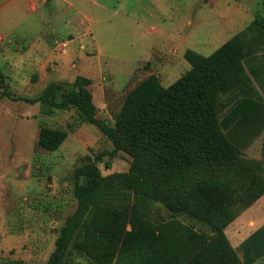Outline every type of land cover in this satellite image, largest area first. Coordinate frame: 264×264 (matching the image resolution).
Returning a JSON list of instances; mask_svg holds the SVG:
<instances>
[{
    "label": "trees",
    "instance_id": "16d2710c",
    "mask_svg": "<svg viewBox=\"0 0 264 264\" xmlns=\"http://www.w3.org/2000/svg\"><path fill=\"white\" fill-rule=\"evenodd\" d=\"M253 24L264 28V18ZM247 35L234 34L209 55L185 50L190 68L167 86L154 74L138 82L112 124L95 116L91 81L83 75L50 81L38 95L22 98L38 102L45 115L73 109L74 123L95 125L112 142L109 156L119 150L131 156L123 172L103 175L97 164L102 153L87 155L74 168L76 207L60 226L46 264H84L73 260V251L89 264H251L264 253V225L241 248L224 231L240 209L264 194L258 164L241 157L228 133L260 113L245 68ZM222 96L232 103L225 112ZM67 133L41 125L36 144L55 150ZM152 203L168 217L150 218Z\"/></svg>",
    "mask_w": 264,
    "mask_h": 264
},
{
    "label": "rangeland",
    "instance_id": "374dc122",
    "mask_svg": "<svg viewBox=\"0 0 264 264\" xmlns=\"http://www.w3.org/2000/svg\"><path fill=\"white\" fill-rule=\"evenodd\" d=\"M241 1L0 0V264H46L60 226L76 207L73 171L87 155L103 154L97 162L103 175L126 171L131 161L122 150L109 156L112 142L97 126L74 123L73 109L45 115L38 102L22 98L38 95L50 81L83 75L91 81L95 116L112 124L138 82L154 74L167 86L190 68L185 50L209 55L239 33ZM257 1L250 17L264 18V4ZM82 13L92 29L64 28L57 19H83ZM250 78L260 113L228 133L241 157L255 161L264 175V86ZM226 100L221 97L224 112L232 106ZM41 125L68 130L57 149L36 144ZM254 202L237 214L244 222L254 220L247 229L264 224V204ZM148 213L168 217L158 203ZM71 257L89 264L74 251Z\"/></svg>",
    "mask_w": 264,
    "mask_h": 264
},
{
    "label": "crops",
    "instance_id": "0c3cea01",
    "mask_svg": "<svg viewBox=\"0 0 264 264\" xmlns=\"http://www.w3.org/2000/svg\"><path fill=\"white\" fill-rule=\"evenodd\" d=\"M254 1H256V4L251 5L252 1L242 0L240 2V6L237 9L238 15L235 18V20L238 21L241 26L239 32L246 31V29H248V35L246 36L245 39L246 40L245 68L250 76H253L258 82H260L261 85L264 86V28H262L258 24L252 25V22L255 17H250L251 10L253 8L258 9L260 7L258 1L257 0ZM33 9L35 10V7ZM77 15H78V19L72 18L67 15L61 16L60 14V16L57 17V19L60 22V24L63 25L64 28L77 29L84 27V28L92 29V26H90L84 18L85 14L82 13L83 19L80 14ZM90 20L96 21L93 17H91ZM86 23L88 25H85ZM73 39L74 37H70L69 39H67V41H72ZM255 204H260V205L264 204V194L254 202V205ZM259 209H264V206H262V208L259 207ZM246 225L255 226V222L254 220H252V218L248 219V222H244L242 220V213H241L224 229L227 238L229 239L231 245L234 248H241L239 247L240 246L239 244L248 235L256 231L264 224L259 225L258 227H253L251 229H247ZM262 244L264 246V242H262ZM239 251H240L239 254L242 255V250L240 249ZM260 259H264V253L260 255L256 260H254L251 264H257L258 260Z\"/></svg>",
    "mask_w": 264,
    "mask_h": 264
}]
</instances>
